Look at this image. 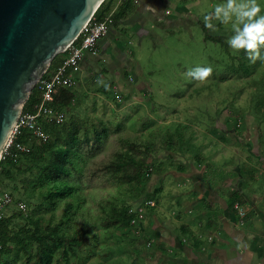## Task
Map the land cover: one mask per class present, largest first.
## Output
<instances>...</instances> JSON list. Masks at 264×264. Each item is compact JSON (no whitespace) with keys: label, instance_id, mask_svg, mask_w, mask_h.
Wrapping results in <instances>:
<instances>
[{"label":"rangeland","instance_id":"374dc122","mask_svg":"<svg viewBox=\"0 0 264 264\" xmlns=\"http://www.w3.org/2000/svg\"><path fill=\"white\" fill-rule=\"evenodd\" d=\"M164 1L163 6L158 11L161 20H147L144 16L146 22L144 26L148 29L147 33L144 30H139L138 33L131 30L129 34H126L122 32V23L121 27L117 28L120 30L118 33L122 36L121 41L124 46L122 56L126 58L124 64L122 63V69H120L123 73L121 74L123 79L119 80L125 82L124 84L127 86V83H132L131 80H134L129 75L134 74L145 81L143 86L147 91L141 93L137 85V89L135 85L133 88H118L117 91L112 89L109 102L114 108L110 107L109 111L114 109V113H109L107 112L109 103L100 98V95L103 94L102 91L99 90L97 96L94 91L98 90L93 89V92L82 96L85 89L77 86L80 92L79 95L76 93L72 109L68 114H76L81 117L87 114L97 115L114 123L125 120L124 137L140 145H145L152 129L159 128L164 133L167 130L174 131L181 124H187L188 128V125H192L195 133L188 136L194 138L186 142V151L183 152L184 154L188 152L189 155L181 158V160H178V157L175 159L173 157V161L179 166L182 164L189 166L188 171H190V168L192 170V165L199 171H203V166L206 165L203 162V154L210 152L211 157L215 155L211 153L212 147L225 150V148L231 146L229 147L230 151L239 150V147H241L246 150L244 153L241 152L240 156L237 153V156L241 157L245 154L247 156L251 155L248 147H245V145L250 144L255 153L260 151L264 155V46L252 51H258L260 55L250 56L247 61L249 69H247L246 64H244L245 61L239 58L243 48L233 49L231 45L228 52L220 43L204 38L205 30L201 25L204 21L203 15L208 11L214 12V5L216 3H226V0ZM144 3L138 6L141 7ZM178 6H183L185 9L182 7V10H179ZM168 10H170V13H167ZM135 14L137 13L135 12ZM170 23L171 25H168ZM212 23L213 27L209 29V33L212 35H224L229 41L230 37L238 34L236 29L232 27L235 23V14H233V19L227 23L215 17H213ZM241 25H243V22H241ZM133 34L134 36H132ZM86 53L91 52L87 51ZM92 54L87 55L90 59L96 60L94 63L97 65L99 74L104 68L106 70L108 68L109 71L113 67L107 55L100 58V55L95 57ZM209 64L213 68V72L209 77L197 79L188 75L190 68L194 69L197 65ZM106 70L101 74L106 75ZM124 71L126 72V78L124 77ZM108 75L110 78H114L111 76L112 74ZM147 86L150 87L147 88ZM134 94L140 97V100L138 99L140 102L137 101V98L134 99ZM119 97H121V100H119ZM101 105H103V110L99 108ZM222 124L224 125V131L225 128L228 131H223ZM236 125L238 126L236 129L237 141L233 142V145H231L232 142L225 144L223 134L230 133V128L233 129ZM188 128H186L185 135H187ZM198 133H201V135H198ZM227 137L229 138V136ZM163 138L164 136H160L155 139L158 146L157 150L149 156V163L162 162L165 165L168 164V150L162 145ZM34 142V139L29 138L27 146L34 148L35 144H38V142L35 144ZM33 144L34 147H32ZM210 145L211 148H209ZM232 155L236 156L235 153H232ZM247 156H245V159ZM252 157L253 160L259 161L258 158H255V155ZM22 161L24 160H21L19 164H22V167H26L28 170L21 172L14 167L13 179L1 177L4 180L2 189L10 191L15 197L14 202L5 208L2 214H10L14 208L18 207L19 202H24L27 207L30 206L29 210H33L34 205L41 200L40 188L37 187L32 192L30 187L25 190L23 186V179L24 182L29 178L34 179L37 169L36 167H29L31 166L29 160H25L23 163ZM243 161L245 160L243 159ZM224 162L226 160L222 158L221 161L215 162V164L221 166ZM174 165L170 168L178 170V165ZM155 177L152 176L153 179H151L147 191L156 195L155 191H157L156 187L158 185L155 182L156 179L158 181V178ZM179 178L183 177L175 178L170 173L166 174L165 182L170 183L168 189H171L175 184L178 194L193 188L192 183L189 182L187 183L188 186H184L185 189L183 186L179 188L177 185L178 180H182ZM14 185H17V189L13 188ZM171 192L164 189L163 197L166 198L165 200L169 199L166 205L167 208H165L166 211L169 212L170 217L171 215L175 217L179 209V206L175 203V198L178 195L176 192L174 195ZM191 192L194 193L193 190ZM83 194L87 197L88 205L92 206L91 212L95 221L94 231L98 232V242L95 246L96 253L90 260L86 263L74 262L73 264H147L143 258V260L138 259L136 256H138L137 250L140 251L141 255L149 254L159 243L156 238L147 237L148 234L143 231V228L151 227L149 221H151L154 214L152 208L156 206L155 199L145 196L131 199L125 186L115 184L104 188L88 187L83 191ZM100 197L115 200L119 205L129 204L133 211L141 205L145 206L144 220L141 225L134 224L132 227L126 228L111 227L106 229L101 227L99 225L102 215L101 208L96 205L95 201ZM170 197H173L174 201ZM146 201H152L154 205L149 202L147 204ZM169 204L170 207H168ZM173 211L176 212L173 213ZM36 214L38 216L42 215L47 220L52 212L41 210ZM169 219L172 222V219ZM21 222L18 221L19 224ZM149 240H151L150 243ZM172 255L175 256V254Z\"/></svg>","mask_w":264,"mask_h":264},{"label":"trees","instance_id":"16d2710c","mask_svg":"<svg viewBox=\"0 0 264 264\" xmlns=\"http://www.w3.org/2000/svg\"><path fill=\"white\" fill-rule=\"evenodd\" d=\"M113 3L114 0H104L94 16L103 18L111 11ZM137 4L135 0L121 4L114 13V23L127 18ZM201 25L205 30V39L218 42L230 51L231 44L226 36L210 34V28L204 21ZM249 51L253 50L243 48L239 57L245 61L247 69V61L251 56L248 55ZM62 55L55 56L44 76L62 62ZM75 98V88L59 86L50 105L69 112ZM40 100L41 92L35 86L23 106V112L35 111ZM69 115L67 120L60 123L39 120L49 135L45 142H39L30 129L21 128L17 141L27 149L22 151L16 145H11L0 160V189L4 184L2 176L13 179V168L26 171L28 169L19 163L29 160V167H36L37 172L34 179L29 178L25 182L23 179V186L25 190L30 187L32 192L38 187L41 195V200L34 205L33 210L28 209L30 206L26 209L18 206L8 215H0V264L86 263L96 253L98 232L94 231L92 206L88 205L83 191L88 187L104 188L115 184L125 186L131 199L141 196L158 199L154 193L147 191L152 176L164 170L162 162L152 164L148 161L149 156L157 150L155 139L164 136L162 145L169 151H177L186 140L188 128L179 125L174 131L167 130L164 133L156 128L150 131L145 145H140L124 137L125 120L114 123L97 115ZM29 138L35 140L34 144L38 142L35 147L33 144L34 148L27 146ZM13 188L17 189V185ZM95 201L101 208V227L110 229L138 225L133 222L138 216L137 211H133L129 204L119 205L106 197ZM41 210L51 211L52 215L46 220L36 214Z\"/></svg>","mask_w":264,"mask_h":264},{"label":"crops","instance_id":"0c3cea01","mask_svg":"<svg viewBox=\"0 0 264 264\" xmlns=\"http://www.w3.org/2000/svg\"><path fill=\"white\" fill-rule=\"evenodd\" d=\"M139 2L134 12L127 18L122 22L114 23L108 34L99 41L96 53H86L83 57L84 84L78 85L86 91L82 92V96H86L94 90H98L94 91L95 94L99 90L102 91L103 94L100 95V98L109 103L107 105L109 113H114V109L109 111L110 107L114 108L109 102L112 89L117 91L118 88L127 89V87L133 88L137 85L141 93L147 91L143 86L145 81L134 74L129 75L134 80H131L132 83H127V86L124 84L125 82L119 80L123 79L120 69H122V63L124 64L126 58L122 56L124 46L121 41L122 36L118 33L120 30L117 28H120L122 23V32L126 34H129L131 30L137 33L139 30H144L147 33L148 29L144 26L145 18L153 21L161 20L158 11L165 1L142 0L141 3ZM142 3H144L143 6H138ZM182 7L178 6L179 10H182ZM183 9L185 8L183 7ZM167 13H170V10ZM132 53L134 54V52ZM87 54L95 55V57L100 55V58L107 55L113 67L109 71L108 68L107 70L103 69V71H107L106 75L101 74L103 71L99 74L97 65L94 63L96 60L90 59ZM108 74H112L111 76L114 78H110ZM124 75L126 78V72ZM128 81L130 80L128 79ZM89 87L91 88L89 89ZM149 87L147 86V88ZM77 88H75L76 93L79 95L80 91ZM130 96L132 97L131 91ZM133 97L135 100L137 98V101L140 100V97L135 94ZM99 108L103 110V105ZM188 126L186 140L181 144L180 149L173 152L168 150V164H164V170L161 173L153 175V178L154 176L158 178V181L156 179L155 182L158 185L157 191H155L158 199H155L156 206L152 208L154 214L149 221L151 227L147 228V226L143 228V231L148 234L147 237L156 238L159 243L149 254L141 255L137 250L138 256L136 257L143 258L147 264H264V155L260 151L255 153L250 144L245 147H248L251 155L245 154L241 157H238L237 153L240 156L241 152L246 151L241 147L239 150L230 151L229 147L231 146L223 150L210 145L211 153L215 155L211 157L210 152L203 154V162L206 163L203 166V171H199L193 165L192 170L190 168L188 171L189 166L187 167L186 164L179 166L173 161V157L174 159L178 157V160H181L189 155L188 152L184 154L186 142L194 138L188 135L194 134L195 130L192 125ZM194 126L196 127V125ZM222 129L224 131V125ZM225 131L228 130L225 128ZM229 131L230 133L223 134V141L225 144L232 142L231 145H233V142L237 141V130L234 127ZM232 153H235L236 156H233ZM254 155L255 158H258V162L256 159L253 160L252 156ZM245 156H247L246 159ZM222 158L226 162L217 166L215 162L221 161ZM178 160L176 161L178 162ZM174 164L178 165V170L171 169L175 166ZM168 173L175 178L183 177L179 178L182 180H178L179 188L183 186L185 189L184 186H188V182L192 183L193 188L178 194L175 184L171 189H168L170 183L165 182ZM164 189L172 191L173 195L176 192L179 196L176 195L175 198V203L179 206L175 217L172 215L170 217L169 212L165 209L169 199L165 200L166 198L163 197ZM192 190L194 193L191 192ZM170 198L174 201L173 197ZM236 203H240L246 208L247 213L244 217L238 214L235 208ZM175 212L173 211V213ZM169 218L172 219V222Z\"/></svg>","mask_w":264,"mask_h":264},{"label":"water","instance_id":"95a60500","mask_svg":"<svg viewBox=\"0 0 264 264\" xmlns=\"http://www.w3.org/2000/svg\"><path fill=\"white\" fill-rule=\"evenodd\" d=\"M104 0H0V158L32 89Z\"/></svg>","mask_w":264,"mask_h":264},{"label":"built area","instance_id":"2783aa9c","mask_svg":"<svg viewBox=\"0 0 264 264\" xmlns=\"http://www.w3.org/2000/svg\"><path fill=\"white\" fill-rule=\"evenodd\" d=\"M126 1L128 0H114L111 11L101 19H98L93 15L80 35L62 53H60L64 54L62 55V62L56 66L54 70L48 72L47 76H44V74L39 79L35 86H37L41 92V100L36 105L35 111H22L18 123L6 144L2 157H4V153H7L8 148L11 145H16L22 151L27 149L25 145L17 141V135L20 133L21 128L30 129L38 138L39 142H45L49 135L43 130L39 120L45 119L48 121H56L58 123L67 120L69 117L67 109L58 110L50 105V102L54 99V92L59 86L75 88L80 84H84L85 72L82 64L84 54L87 51L91 53L97 52L99 41L108 34L110 27L114 25V13H116L121 4ZM135 1L139 2L140 0ZM119 100H121V97H119ZM13 202L14 196L12 193L8 190L0 189V215L2 214V211ZM146 202L147 204L150 203L154 205L152 201ZM18 206L22 209H26L27 207L24 202H19ZM235 208L241 217L246 215L247 210L240 203H236ZM136 211L138 216L133 222L141 225L146 214V208L141 205Z\"/></svg>","mask_w":264,"mask_h":264},{"label":"clouds","instance_id":"9594fccd","mask_svg":"<svg viewBox=\"0 0 264 264\" xmlns=\"http://www.w3.org/2000/svg\"><path fill=\"white\" fill-rule=\"evenodd\" d=\"M214 12L208 11L203 15V20L207 27L212 28L213 17L224 21L233 19L235 23L232 27L236 29L237 35L229 38V43L233 49L246 48L255 50L264 44V0H226V3H216ZM243 22V27H240ZM248 55L259 56L258 51H249ZM213 72L212 66L197 65L194 69L188 70V75L197 79H205Z\"/></svg>","mask_w":264,"mask_h":264}]
</instances>
